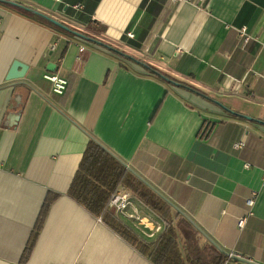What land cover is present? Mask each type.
Segmentation results:
<instances>
[{
  "label": "crops",
  "instance_id": "obj_1",
  "mask_svg": "<svg viewBox=\"0 0 264 264\" xmlns=\"http://www.w3.org/2000/svg\"><path fill=\"white\" fill-rule=\"evenodd\" d=\"M89 137L230 264H264V0H0V264H152L67 194ZM114 214L146 242L164 229L131 195Z\"/></svg>",
  "mask_w": 264,
  "mask_h": 264
},
{
  "label": "trees",
  "instance_id": "obj_2",
  "mask_svg": "<svg viewBox=\"0 0 264 264\" xmlns=\"http://www.w3.org/2000/svg\"><path fill=\"white\" fill-rule=\"evenodd\" d=\"M89 12L86 18L78 14L77 17L90 22L92 12ZM127 45L133 48L139 47L134 41ZM107 48L120 56H125L117 49ZM154 74L165 85H180L167 73ZM121 191L128 192L163 224L164 229L155 241L146 242L140 239L112 210L107 208L110 197ZM67 194L91 214L100 217L112 231L152 264H226L228 262L226 253L207 241L200 243V234L187 220L91 139L87 142ZM53 198L47 197L44 202L26 255L31 251L42 226L43 215Z\"/></svg>",
  "mask_w": 264,
  "mask_h": 264
},
{
  "label": "built area",
  "instance_id": "obj_3",
  "mask_svg": "<svg viewBox=\"0 0 264 264\" xmlns=\"http://www.w3.org/2000/svg\"><path fill=\"white\" fill-rule=\"evenodd\" d=\"M173 3H188L192 0H170ZM126 37L132 39L133 35L131 33H126ZM248 41V38H243V42L246 43ZM44 80L49 82L52 87V92L56 95H63V93L66 90L67 87V80L58 77L57 75L53 74H45L43 76ZM240 144H235V147H239ZM262 187L264 188V174L261 179ZM255 193H252L251 196L247 199L246 205L250 208L253 206L255 201ZM130 204V194L128 192H118L114 195H112L107 203V208L109 210H112L114 213L123 214L127 210L128 206ZM100 221V219H99ZM238 227L241 228L243 225V219H239L237 223ZM228 262L226 264H230L232 259L235 257L233 254H228Z\"/></svg>",
  "mask_w": 264,
  "mask_h": 264
},
{
  "label": "water",
  "instance_id": "obj_4",
  "mask_svg": "<svg viewBox=\"0 0 264 264\" xmlns=\"http://www.w3.org/2000/svg\"><path fill=\"white\" fill-rule=\"evenodd\" d=\"M57 24V23H56ZM60 26L59 24H57ZM27 70V67L20 64L19 62H14L6 76V81H14V80H20L24 77V74ZM51 70V68H49ZM89 139L95 141L102 149H104L111 157H113L116 161H118L122 166H124L130 173H132L138 180H140L145 186H147L150 190H152L157 196H159L163 201H165L169 206H171L180 216H182L184 219H186L210 244H212L214 247L219 249L220 251L224 252L219 246L215 244V242L210 239L202 230H200L191 220L190 218L183 213L181 210L176 208L171 202H169L162 194H160L156 189H154L150 184H148L141 176H139L131 167H129L126 163H124L122 160H120L117 156H115L111 151H109L107 148L102 146L99 142H97L92 137H89ZM226 253V252H224ZM227 254V253H226ZM228 255V254H227ZM239 260L243 261L240 258H233V260Z\"/></svg>",
  "mask_w": 264,
  "mask_h": 264
},
{
  "label": "rangeland",
  "instance_id": "obj_5",
  "mask_svg": "<svg viewBox=\"0 0 264 264\" xmlns=\"http://www.w3.org/2000/svg\"><path fill=\"white\" fill-rule=\"evenodd\" d=\"M90 32H88L91 36H93V30H89ZM113 45H114V47H118L119 48V45L118 44H115V43H112ZM126 51V50H125ZM133 55H135V54H133ZM157 239V238H156Z\"/></svg>",
  "mask_w": 264,
  "mask_h": 264
}]
</instances>
